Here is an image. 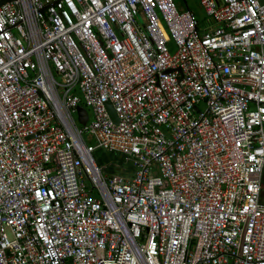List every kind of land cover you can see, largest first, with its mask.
<instances>
[{
	"label": "built area",
	"instance_id": "obj_1",
	"mask_svg": "<svg viewBox=\"0 0 264 264\" xmlns=\"http://www.w3.org/2000/svg\"><path fill=\"white\" fill-rule=\"evenodd\" d=\"M259 1L0 4V264H264Z\"/></svg>",
	"mask_w": 264,
	"mask_h": 264
},
{
	"label": "rangeland",
	"instance_id": "obj_2",
	"mask_svg": "<svg viewBox=\"0 0 264 264\" xmlns=\"http://www.w3.org/2000/svg\"><path fill=\"white\" fill-rule=\"evenodd\" d=\"M176 7L179 9V6H182L183 9L187 7L196 19H200L203 14L201 9L199 8V0H173ZM83 140L86 144L94 145V142L86 135L83 134ZM95 162L97 165H99L101 168H105L108 166H112L113 164H118L120 167H128L127 164H124L117 154H109L102 150H96L92 154Z\"/></svg>",
	"mask_w": 264,
	"mask_h": 264
},
{
	"label": "water",
	"instance_id": "obj_3",
	"mask_svg": "<svg viewBox=\"0 0 264 264\" xmlns=\"http://www.w3.org/2000/svg\"><path fill=\"white\" fill-rule=\"evenodd\" d=\"M6 0H0V4H2L3 2H5ZM261 4H264V0H260L259 1ZM105 108H106V111H107V114L109 116V119L114 123L116 124L117 122V119H116V116L110 106L109 103H105ZM76 115H77V122L79 125H83L86 121V112L85 110L81 107V106H77L76 107Z\"/></svg>",
	"mask_w": 264,
	"mask_h": 264
},
{
	"label": "crops",
	"instance_id": "obj_4",
	"mask_svg": "<svg viewBox=\"0 0 264 264\" xmlns=\"http://www.w3.org/2000/svg\"><path fill=\"white\" fill-rule=\"evenodd\" d=\"M187 7H185V9H186ZM183 9V7L182 6H179V10H182Z\"/></svg>",
	"mask_w": 264,
	"mask_h": 264
}]
</instances>
